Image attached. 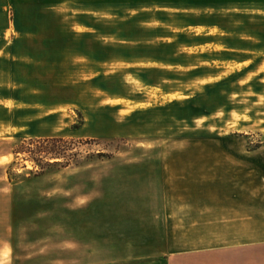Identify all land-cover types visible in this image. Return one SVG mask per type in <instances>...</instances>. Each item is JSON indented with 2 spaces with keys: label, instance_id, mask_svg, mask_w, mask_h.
I'll return each mask as SVG.
<instances>
[{
  "label": "rangeland",
  "instance_id": "374dc122",
  "mask_svg": "<svg viewBox=\"0 0 264 264\" xmlns=\"http://www.w3.org/2000/svg\"><path fill=\"white\" fill-rule=\"evenodd\" d=\"M98 1L31 6L15 33L12 8L0 17V45L85 52L69 54L68 86L53 91L65 103H6L15 124L0 123V243L36 255L31 264H76L91 252L75 244L86 222L100 228L101 264L150 255L159 236L126 245L107 226L158 211L161 191L192 221L210 212L211 228L175 230L174 250L249 229L215 228L220 209L264 220V0Z\"/></svg>",
  "mask_w": 264,
  "mask_h": 264
},
{
  "label": "crops",
  "instance_id": "0c3cea01",
  "mask_svg": "<svg viewBox=\"0 0 264 264\" xmlns=\"http://www.w3.org/2000/svg\"><path fill=\"white\" fill-rule=\"evenodd\" d=\"M80 4L96 6L100 5V2L98 0H0V17L7 18L6 8H12L14 13L11 22L15 33V21H23L24 19L20 14L24 13L23 11L31 6L54 5L61 7L63 5L77 6ZM41 10L40 14H44L45 10L42 8ZM15 12H17L16 19ZM43 18L44 16L41 20ZM86 52L89 54H97L93 50ZM84 53V48L79 46L1 44L0 123L10 120L13 125L15 124V106L10 108L6 105V103L15 104V100L22 101L24 99V101L33 100L34 102H43L49 100L52 95L51 98H54L53 101L65 103V97L64 99L58 98L54 92L57 89H66L68 86L65 78L68 75L66 65L69 64V54H74V56L81 55L78 57L83 60L85 59ZM236 53H239V55H247V53L252 52L237 51ZM159 196L163 199V205L158 211L149 212L148 214L150 216L146 215L145 217L143 214L138 221L132 219L129 222L108 224L109 239L115 240L117 238L119 240L118 243L123 239L126 245L147 244V241L154 236L155 238L159 236L161 240V248L157 249V252L144 256H132L131 258L123 259V261L119 260L117 261L119 264H264V220L257 219V221L250 223L242 220L244 217L239 216L229 220L228 213L222 211L223 209H220L221 217L219 225H215V228L225 231L229 227L235 229L249 228L245 231H250V233L241 229V233L235 232V234L230 236L228 234H220V237L215 239L185 238L183 241L188 248L174 250L175 242L180 241L179 238L176 239L175 237V230L200 228L197 224L202 223L205 228H211V218H206L210 212L202 213V221H192V212L189 207L185 208V212L183 211L181 213L175 208L168 206L166 202L167 196H165L163 191H161ZM91 204L85 209L94 208V202ZM185 218H189L190 220L186 221ZM88 229L91 232H87ZM99 229L96 225L94 227L93 223L89 225L86 222L82 223L81 228L76 229V231H83L80 235L82 236V240L76 236V246H84L91 249V252L85 255H81L78 250L75 253L76 264H101L98 254L99 250L97 248L100 245V238L98 233H94V230ZM122 229L124 231L123 234H121ZM168 230H172L171 237H169ZM83 238H85V242ZM129 238L132 241H129ZM169 246L173 247L171 252L167 248ZM5 252H7L6 255ZM46 256H43L45 261ZM36 258L37 256L34 254H17L15 246L11 241L7 240L0 243V264H20V262L25 261L31 264L36 261ZM58 262L60 264H68V261L65 260L63 255H61ZM117 262L116 260H110L108 264H117Z\"/></svg>",
  "mask_w": 264,
  "mask_h": 264
},
{
  "label": "trees",
  "instance_id": "16d2710c",
  "mask_svg": "<svg viewBox=\"0 0 264 264\" xmlns=\"http://www.w3.org/2000/svg\"><path fill=\"white\" fill-rule=\"evenodd\" d=\"M49 154H51V156L54 158V159H61L62 157H60V155L54 153L53 151H50ZM56 164H58L59 162H55Z\"/></svg>",
  "mask_w": 264,
  "mask_h": 264
},
{
  "label": "snow or ice",
  "instance_id": "6c2138e0",
  "mask_svg": "<svg viewBox=\"0 0 264 264\" xmlns=\"http://www.w3.org/2000/svg\"><path fill=\"white\" fill-rule=\"evenodd\" d=\"M80 203H84V201H80Z\"/></svg>",
  "mask_w": 264,
  "mask_h": 264
}]
</instances>
